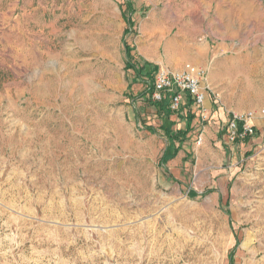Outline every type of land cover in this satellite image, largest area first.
<instances>
[{"label": "rangeland", "instance_id": "obj_1", "mask_svg": "<svg viewBox=\"0 0 264 264\" xmlns=\"http://www.w3.org/2000/svg\"><path fill=\"white\" fill-rule=\"evenodd\" d=\"M122 39L206 73L210 115L164 166ZM0 264H264V0H0Z\"/></svg>", "mask_w": 264, "mask_h": 264}, {"label": "built area", "instance_id": "obj_2", "mask_svg": "<svg viewBox=\"0 0 264 264\" xmlns=\"http://www.w3.org/2000/svg\"><path fill=\"white\" fill-rule=\"evenodd\" d=\"M205 74V70L191 64H186L182 71L172 76H169L165 71H158L154 80L155 91L151 95V100L158 102L162 93H170L172 95L170 109L174 113H178L184 104L183 95H188L192 100V107L198 111L199 118L205 121L210 115L205 106L207 96L205 91L209 89V86H206ZM253 116V113L248 112L226 120L222 131L227 144L243 141L255 134V127L252 123Z\"/></svg>", "mask_w": 264, "mask_h": 264}, {"label": "trees", "instance_id": "obj_3", "mask_svg": "<svg viewBox=\"0 0 264 264\" xmlns=\"http://www.w3.org/2000/svg\"><path fill=\"white\" fill-rule=\"evenodd\" d=\"M126 23L129 26V28L132 27V24L129 19H126ZM128 33L129 32L125 30L123 35L125 36ZM122 44L124 48V54L126 57L125 60L126 68L133 72L136 81L144 83L145 89L142 93L139 94L138 98L139 100L147 101L148 105L154 108L155 114L159 117V120L161 122V125L159 126V130L164 134V136L167 139L168 145L165 148L162 157L160 159L161 165L164 166L167 162L173 160L176 157L184 141L186 140L187 133H189L190 131V126L192 120L194 119V115L191 114V109H190L192 108V100L188 95H185L184 108H186V117H185L186 125L183 130L179 129L173 131L172 128L175 125V123L170 120L171 117L176 116L178 119H181L182 114L174 113L173 111H171L170 100L172 95L170 93L165 92L162 93L160 101L155 102L151 100V95L155 91L154 80L159 70V67L157 65H154L146 61H141L139 63L131 61V58L129 57L130 47L126 44V42L123 39H122ZM144 78H146V80H144ZM145 95H147V99H143ZM133 101H135V99H133ZM145 130L153 134L156 133V129H154L151 126L145 127ZM230 255H232V252Z\"/></svg>", "mask_w": 264, "mask_h": 264}, {"label": "bare ground", "instance_id": "obj_4", "mask_svg": "<svg viewBox=\"0 0 264 264\" xmlns=\"http://www.w3.org/2000/svg\"><path fill=\"white\" fill-rule=\"evenodd\" d=\"M176 42L178 41V40H175ZM178 46H179V44H178Z\"/></svg>", "mask_w": 264, "mask_h": 264}]
</instances>
